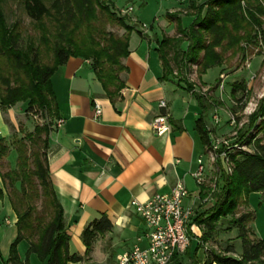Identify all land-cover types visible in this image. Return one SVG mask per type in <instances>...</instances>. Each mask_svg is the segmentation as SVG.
<instances>
[{"label": "trees", "instance_id": "trees-1", "mask_svg": "<svg viewBox=\"0 0 264 264\" xmlns=\"http://www.w3.org/2000/svg\"><path fill=\"white\" fill-rule=\"evenodd\" d=\"M253 1L257 3V0ZM199 2L188 0L186 16L194 17L188 28L183 27L180 15L166 14L175 23V34L165 35L157 42L164 70L163 80H168L175 72L184 74L182 71L192 65L199 68L200 75L222 66L223 52L235 48L244 50L240 43L253 39L250 30L262 24L250 9L245 10L242 6L243 2L251 4L264 14V8L258 3L253 5L252 0ZM23 4L28 16L42 32L40 45L52 51L54 57L52 64L46 65L41 60L40 48H31L30 53L23 52L21 33L16 26H9L0 3V109L7 110L17 103L26 102L28 112H46L58 121L60 112L51 79L58 68L72 57L90 62L110 101L115 103L126 86L121 75L129 71L124 60L130 55L131 35L142 33L128 24L126 17L118 16L107 0H55L51 7L42 0H23ZM45 19L53 23V31L45 25ZM107 25L124 30V34L107 31ZM184 42L188 43L186 50L181 47ZM187 90L191 91L190 88ZM246 90L245 84L236 83L232 86V95ZM194 96L204 112L214 108V103H207L197 94ZM253 128L256 133L246 141L253 151L229 153L231 172L222 175L221 190L212 194L213 205L196 220L194 216L192 218V224L202 227V236H193L185 255H176L172 264H184L188 258H192L190 264H264V239L250 237L253 233L249 224L254 221V213L249 211L237 216L241 206L248 207L247 197L251 193L264 195V100L251 117L250 129ZM52 131L49 123L37 125L33 132L15 141L16 167H8L6 171L1 167L3 162L6 163L11 145L0 140V177L3 184V187L0 184V199L4 198L5 189L18 218V237L10 248L9 261L12 264H20L17 246L22 240L29 243L24 264H29L31 254H36L45 264L83 261L82 257L70 252L71 237L65 226L64 209L50 178L47 152ZM196 132L204 147H208L212 132L203 117L196 121ZM40 144L42 149H39ZM208 191L201 187V200L206 198ZM37 201L46 207V217L36 215ZM221 224L237 229V238L242 242L241 254L233 257L207 252L205 260L201 261L197 256L199 250L213 239ZM112 228L107 215L86 227L82 241L87 255L92 252L98 237ZM225 253L234 254L233 247L230 246Z\"/></svg>", "mask_w": 264, "mask_h": 264}, {"label": "crops", "instance_id": "crops-1", "mask_svg": "<svg viewBox=\"0 0 264 264\" xmlns=\"http://www.w3.org/2000/svg\"><path fill=\"white\" fill-rule=\"evenodd\" d=\"M138 36L136 45L130 38V55L124 60L129 71L121 75L126 86L115 103L110 101L89 61L72 57L51 79L59 120L64 124L49 136L48 168L64 209L70 252L83 258L69 264H118L113 263L112 255L117 257L129 250L144 231L143 222L130 208L133 200L145 203L156 194H169L177 183H183L189 192L185 203L194 208L200 205L202 186L193 174L199 169L205 147L196 132V121L203 117L208 129L214 128L212 109L204 112L184 83L171 77L163 80L157 51L161 39ZM162 100L168 104L167 111L158 106ZM23 103L20 114L15 107L0 109V140L8 142L12 132H20L18 120L27 109V103ZM97 109L101 110L99 116ZM165 112L171 130L160 137L154 133L152 123ZM5 162L15 169L17 153L13 147ZM207 171L208 164L205 176ZM0 184L3 187L1 177ZM102 215L111 222L112 233L105 247L100 246L99 239L96 241L90 256L82 234ZM17 222L4 189V198L0 199V264H12L10 248L18 237ZM190 233L201 237V230L192 221ZM28 249L26 240L18 244L20 264L25 263ZM201 253L199 250V258ZM28 261L45 264L36 254L29 255Z\"/></svg>", "mask_w": 264, "mask_h": 264}, {"label": "rangeland", "instance_id": "rangeland-1", "mask_svg": "<svg viewBox=\"0 0 264 264\" xmlns=\"http://www.w3.org/2000/svg\"><path fill=\"white\" fill-rule=\"evenodd\" d=\"M54 1L55 0H42L47 7H51ZM107 1L118 16L126 17L127 23L134 26L137 31L142 33L140 35L141 37L152 40H162L165 35L173 36L175 34V23L167 18V13L180 15L184 28H188L194 18L186 16L189 5L188 0ZM208 1L209 0H200L199 4L207 3ZM0 3L9 26H16L21 33L20 47L22 51L30 53L31 48H40L42 51V62L46 65H51L54 57L53 52L46 50L45 46L40 45L42 32L38 29L36 23L28 16L23 0H0ZM251 3L253 5L258 3L264 8V0H257V3L252 0ZM242 6L245 10L250 9L262 22L261 26H255L252 31L250 30L251 37H254L253 39L250 41L244 40L240 43V47L244 50H237L235 48L234 50L223 52V65L219 68H212L211 71H207L208 74L206 72L207 76L205 81L208 83L203 82V76L205 74L200 75L199 68L195 65L190 66L186 71L183 70L182 72L184 74H177L175 72L171 77L176 79L179 84L184 83L186 89L190 88L194 94L202 97L207 103L215 104L210 115L213 116V121L217 118L219 122L217 125H215L214 122L215 127L213 128L212 126L211 132L213 136L229 141L230 148L227 150L228 154L253 151V147L247 146L246 143V141H248L247 139H249L252 134L256 133L255 128L250 129L251 117L259 110L264 100V14H260L251 4L243 2ZM129 7H132L133 11L126 13L125 11ZM205 11L206 9L204 13ZM44 23L53 31V23L50 20L45 19ZM106 30L115 32L118 35L124 34V30L111 27L110 25L106 26ZM242 34H244V32H242ZM139 40L137 33L131 35L132 44L136 45ZM187 46L188 43L184 42L181 47L183 50H186ZM218 51H221V49ZM236 83L245 84L247 90L232 95V86ZM23 105V102L17 103L14 106V111L20 114ZM232 116L236 119L234 125L230 122ZM259 122L260 120L258 123ZM47 123L52 125L53 131L58 128V121L50 117L46 112H28L26 109L18 120L17 125L20 132H12L10 141H5V143H9L11 147H14L13 143L22 138L26 133L33 132L37 125H45ZM243 134L245 135L244 137L242 136ZM258 137H261V134ZM4 138L6 139L5 136ZM42 147L43 145L40 144L39 149H42ZM223 167L221 162L213 165L208 163V175L204 176L202 187H206L209 193L204 200H201L199 197L200 205H197L195 208L194 220L202 216L207 209L213 205L214 200L212 194L221 190L222 175L228 174ZM228 167H231L230 163ZM7 168V163L3 162L1 170L6 171ZM17 187H19V184H17ZM247 202L248 207L241 206L237 212V216L252 211L255 218L253 223L249 224L251 232L253 233L250 237L252 239H264V195L261 193H251L247 197ZM36 208L37 216L46 217L47 209L41 201L36 202ZM198 227L201 230L202 236V227ZM228 227L227 224L218 226L213 239L202 246L200 260H205L207 252L233 257H238L241 254L242 242L237 238L239 233L237 229H229ZM110 232L112 233V230ZM110 232L104 237H98L102 248L107 245L106 239L110 236ZM195 243H197V241ZM230 246L233 247L234 254L225 253L226 249ZM115 256L114 254L112 255L113 263H117ZM191 261L192 258L185 259L184 264H190Z\"/></svg>", "mask_w": 264, "mask_h": 264}, {"label": "built area", "instance_id": "built-area-1", "mask_svg": "<svg viewBox=\"0 0 264 264\" xmlns=\"http://www.w3.org/2000/svg\"><path fill=\"white\" fill-rule=\"evenodd\" d=\"M129 7L125 12H132ZM159 108L167 111L168 104L165 100L159 102ZM101 110H96V116ZM215 125L219 120L215 118ZM232 125L236 119L230 118ZM64 124L58 120V127ZM152 129L157 136H165L170 132L169 115L159 114L152 123ZM229 141L210 135V144L205 148L204 154L200 157L199 169L193 174L198 185L204 181L205 168L208 163L224 166L227 173L229 168ZM207 163V164H206ZM228 164V165H227ZM189 192L183 183H177L169 194H156L145 203L133 200L130 208H133L137 216L144 224L142 235L136 238L132 247L117 255L118 264H172L173 258L177 255L182 257L191 246L193 235L190 233V225L195 214L193 205H187Z\"/></svg>", "mask_w": 264, "mask_h": 264}]
</instances>
